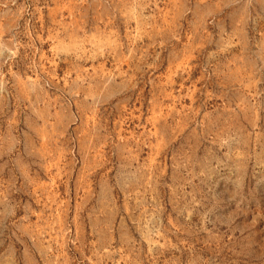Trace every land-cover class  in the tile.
<instances>
[{"label":"rangeland","instance_id":"obj_1","mask_svg":"<svg viewBox=\"0 0 264 264\" xmlns=\"http://www.w3.org/2000/svg\"><path fill=\"white\" fill-rule=\"evenodd\" d=\"M0 264H264V0H0Z\"/></svg>","mask_w":264,"mask_h":264}]
</instances>
